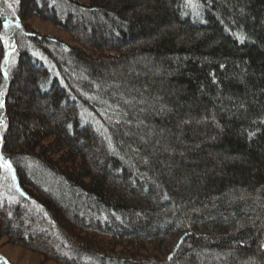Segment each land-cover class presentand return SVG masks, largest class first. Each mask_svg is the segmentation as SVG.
Listing matches in <instances>:
<instances>
[{
	"label": "trees",
	"instance_id": "trees-1",
	"mask_svg": "<svg viewBox=\"0 0 264 264\" xmlns=\"http://www.w3.org/2000/svg\"><path fill=\"white\" fill-rule=\"evenodd\" d=\"M13 5L0 238L60 264H264V0Z\"/></svg>",
	"mask_w": 264,
	"mask_h": 264
},
{
	"label": "rangeland",
	"instance_id": "rangeland-1",
	"mask_svg": "<svg viewBox=\"0 0 264 264\" xmlns=\"http://www.w3.org/2000/svg\"><path fill=\"white\" fill-rule=\"evenodd\" d=\"M7 5V11L4 12L5 17L9 20L14 17L13 0H4ZM86 3L87 0H77ZM31 29L36 32L57 38L70 45H79L73 37L65 30L57 27L53 23L43 20L42 18L30 14L25 20ZM1 114V113H0ZM2 131V117L0 115V135ZM0 264H60L53 260H46L41 255L25 249L19 245L8 241L6 237L0 238Z\"/></svg>",
	"mask_w": 264,
	"mask_h": 264
},
{
	"label": "snow or ice",
	"instance_id": "snow-or-ice-1",
	"mask_svg": "<svg viewBox=\"0 0 264 264\" xmlns=\"http://www.w3.org/2000/svg\"><path fill=\"white\" fill-rule=\"evenodd\" d=\"M8 26H9V25H8V22L5 21V22H4V27L7 28ZM17 27H19V25H17ZM0 166H5V167L11 169V165H10V164L0 165Z\"/></svg>",
	"mask_w": 264,
	"mask_h": 264
}]
</instances>
